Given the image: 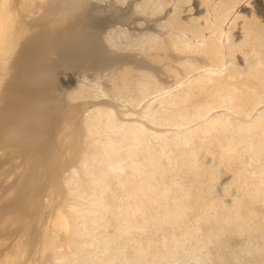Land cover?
<instances>
[{
    "label": "bare ground",
    "instance_id": "1",
    "mask_svg": "<svg viewBox=\"0 0 264 264\" xmlns=\"http://www.w3.org/2000/svg\"><path fill=\"white\" fill-rule=\"evenodd\" d=\"M0 264H264V0H0Z\"/></svg>",
    "mask_w": 264,
    "mask_h": 264
}]
</instances>
